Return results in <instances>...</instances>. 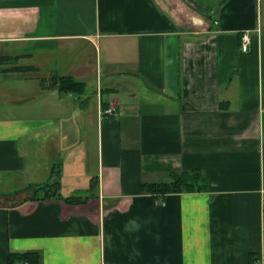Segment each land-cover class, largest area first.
I'll use <instances>...</instances> for the list:
<instances>
[{
	"label": "crops",
	"instance_id": "0c3cea01",
	"mask_svg": "<svg viewBox=\"0 0 264 264\" xmlns=\"http://www.w3.org/2000/svg\"><path fill=\"white\" fill-rule=\"evenodd\" d=\"M193 169L208 190H144ZM25 251L264 264V0H0V264Z\"/></svg>",
	"mask_w": 264,
	"mask_h": 264
},
{
	"label": "trees",
	"instance_id": "16d2710c",
	"mask_svg": "<svg viewBox=\"0 0 264 264\" xmlns=\"http://www.w3.org/2000/svg\"><path fill=\"white\" fill-rule=\"evenodd\" d=\"M49 85L58 88L61 92H71L79 95L83 94L86 89L83 81L77 80L73 76L68 75L53 77ZM169 178L170 179L166 181L144 184V190L152 194L154 202H157L159 199L164 201L166 196L170 193L206 191L209 188L208 179L200 169L182 171L173 170L169 172ZM57 184L55 182H46L40 186L46 188L44 197H61L62 195L59 193ZM35 197H37V195H35L34 198ZM64 199L68 202H77L81 200V197L70 196L64 197ZM9 260L10 264H15L18 260L28 261L29 264H38L39 254L36 251L11 252Z\"/></svg>",
	"mask_w": 264,
	"mask_h": 264
},
{
	"label": "built area",
	"instance_id": "2783aa9c",
	"mask_svg": "<svg viewBox=\"0 0 264 264\" xmlns=\"http://www.w3.org/2000/svg\"><path fill=\"white\" fill-rule=\"evenodd\" d=\"M250 42H251V37L249 34L244 33L242 35V49L244 51H248L250 48ZM104 113L106 114H112V115H116L117 113L115 112V108L114 106H110L104 109Z\"/></svg>",
	"mask_w": 264,
	"mask_h": 264
},
{
	"label": "rangeland",
	"instance_id": "374dc122",
	"mask_svg": "<svg viewBox=\"0 0 264 264\" xmlns=\"http://www.w3.org/2000/svg\"><path fill=\"white\" fill-rule=\"evenodd\" d=\"M53 183V182H51ZM44 188V187H43ZM42 187H34V188H31L30 190L27 191V195L29 196H35L37 194H42L44 192H46V188L43 189ZM53 189V188H52ZM63 191V190H62ZM66 191V190H65ZM64 192V191H63ZM24 195V194H23ZM26 195V194H25ZM89 195V194H88ZM74 196H77V197H81L83 198L85 195H74ZM92 196V194H91Z\"/></svg>",
	"mask_w": 264,
	"mask_h": 264
}]
</instances>
